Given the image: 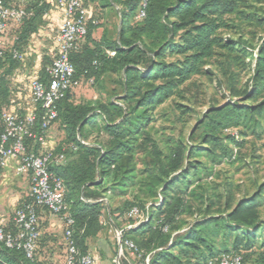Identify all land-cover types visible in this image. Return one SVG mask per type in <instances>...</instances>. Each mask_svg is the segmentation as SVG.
<instances>
[{"label": "trees", "instance_id": "obj_1", "mask_svg": "<svg viewBox=\"0 0 264 264\" xmlns=\"http://www.w3.org/2000/svg\"><path fill=\"white\" fill-rule=\"evenodd\" d=\"M5 1L24 7L28 13L22 23L11 29L17 36L13 46L22 52L37 33L50 3ZM81 1L86 9L89 3L96 2L116 6L122 25L117 38L104 33L96 40L92 30L98 27V21L88 19L87 35L70 55L75 67L74 80L78 83L85 78L101 84L106 75L117 74L120 76L117 84L124 94L115 101L75 104L71 89L56 105L58 115L54 123L58 122L63 129L68 145L65 149H54L55 154L63 153L65 158L51 165L50 171L65 186L76 247L82 254L90 253L88 239L103 229L104 198L121 196L126 199L115 212L133 222L129 227H119L113 221L111 225L122 231L123 240L132 241L141 264H210L211 261L218 264L223 254L240 255L245 264L246 258L257 252H260L258 260L264 263L261 211L264 185L238 202L224 217H204L183 231L179 221L190 210L188 196L195 195L191 187L203 180V175H212L211 168L195 158L221 163L233 155L230 145L241 147L242 141L235 135L220 137L219 133L240 127L255 134L261 128L264 12H258L252 3L260 4L264 0H147L145 6L142 0ZM141 9L144 16L137 19ZM231 15H238L260 30L256 45L243 35L237 39L223 35L224 30L232 28ZM216 56L219 71L229 81L231 95L242 97V102L216 105L199 122L211 148L189 149L184 143L171 142L167 149H159L146 134V128L154 121L155 110L169 99L181 96L182 86ZM47 58L43 57L41 78H45L46 66L51 62ZM19 66L20 61L8 55L0 59V133L4 128L2 112L11 100L10 78ZM246 70L250 71V83L237 89L241 72ZM259 98L262 100L258 101ZM36 113L33 131L39 134L44 110L37 105ZM87 128L97 132L92 143L86 140ZM245 130L239 134L246 136ZM25 141L28 151L39 152L41 145L37 140L27 137ZM143 151L146 158L139 161ZM67 152L71 153L69 159ZM140 164L143 168H139ZM134 207L142 215L139 222L129 214ZM5 230L13 231V224ZM218 237L223 240L220 246L216 244ZM39 245L40 237L34 258L30 259L23 250L0 242V264H47L38 257ZM56 264H66L65 243L63 259Z\"/></svg>", "mask_w": 264, "mask_h": 264}, {"label": "rangeland", "instance_id": "obj_2", "mask_svg": "<svg viewBox=\"0 0 264 264\" xmlns=\"http://www.w3.org/2000/svg\"><path fill=\"white\" fill-rule=\"evenodd\" d=\"M252 5L256 7L258 12H264V3H252ZM93 8L97 9V6ZM250 10L253 11L255 9L251 8ZM111 11L112 14L109 16L112 22L108 32L111 38H117L120 29L119 20L121 18L118 11L113 9ZM106 18L108 17L99 16L98 20L101 21ZM134 21L136 20L132 19V22ZM45 22L46 24L48 23L47 20H43L42 25ZM229 22L232 28L224 30V36L237 39L240 35H243L244 39H247L249 43L253 45L257 44L260 30L250 26L246 20L240 18L238 15H231ZM102 25H104V22L98 23V27ZM45 30V28L42 29L41 36L35 35L32 38L31 47L36 49V46L42 42L44 46L41 47H44L43 49L50 53L54 46L53 31L49 30L45 32ZM99 36L101 35L99 34ZM30 53L31 56L22 62L27 67V70L20 74L23 75L22 81L24 84H29L34 75L31 74V65H33L34 60L37 58L36 53L32 51ZM218 66L217 56L209 59L203 65L202 71L194 75L182 86L181 96L169 99L155 110L153 115L154 121L146 128V134L153 139V142L157 144L159 149H167V145L171 142L184 143L189 149L200 146L211 148V143L207 142L208 140L203 137L204 131L203 128L199 127V122L216 105H223L233 101L242 102V97L231 95L229 81L219 71ZM1 69L0 67V74H2ZM249 75V70L241 72L236 83L237 89H242L250 83H248ZM119 77L117 74H108L104 77L101 84L96 82L91 83L85 78L81 79L73 88V103H88L93 105L98 101H115L124 94L123 89L117 84ZM15 80L16 77L13 76L11 80L12 86L16 85ZM21 89V92L24 93L25 89L23 90V86ZM262 97H264V93ZM260 100L262 98L258 99V101ZM52 127V147L57 146L65 149L68 141L63 129L59 126L58 122L53 123ZM241 130H245V128H231L218 134L220 137L235 135L242 141L241 147L230 145L233 149V155L229 159L223 160L218 164H213L205 157L195 158L208 165L212 170V175L207 177L203 175V180L195 182L191 187L195 195L188 196L187 201L190 210L180 217V224L184 227L180 231L202 220L204 217H224L238 202L254 195L258 187L264 185V118L261 121V128L257 133L253 134L250 130H245L247 132L245 136L239 134ZM86 133L88 135L86 140L90 143L94 142L97 132L87 128ZM191 135L192 139H190ZM223 141L225 142L226 139H223ZM218 153L219 150L217 149ZM70 154L69 152L66 153L67 159L71 157ZM145 158V152L143 151L139 154L138 159L139 161H144ZM139 168H143V165L140 164ZM104 199L101 217L103 229L96 237L89 238L87 241L88 251L94 257V264H141L135 254L124 251V256L121 255L115 235L116 227L115 225H111L113 221L119 227H129L133 222L130 221L128 216L119 217L115 212V209L126 198L107 196ZM261 211L264 217V208ZM139 220V218L135 219L136 222H139ZM222 241L221 237H218L216 240L217 246H220ZM231 241L232 238L229 243ZM259 253L257 252L246 258L245 264H264L261 260H258ZM63 255L61 252L56 260H43L47 264H56L62 261ZM39 256L40 252L38 253Z\"/></svg>", "mask_w": 264, "mask_h": 264}, {"label": "built area", "instance_id": "obj_3", "mask_svg": "<svg viewBox=\"0 0 264 264\" xmlns=\"http://www.w3.org/2000/svg\"><path fill=\"white\" fill-rule=\"evenodd\" d=\"M146 2L147 0H142V6H145ZM56 3L62 8L64 16L55 39L58 52L52 62L46 66L45 78L37 77L30 81V100L33 108L22 116L8 110L2 112L4 128L0 133V170L9 159H17L19 163L16 172L30 173L31 184L26 200L13 214L14 230H5L0 224V242L7 247L23 250L26 257L33 259L40 237L38 211L47 209L64 223L66 264H94L93 256L90 253L82 254L75 245L71 230L73 220L65 201V186L61 178L50 171L51 165L64 160V154H55L53 149L38 153L28 151L25 141L28 137L37 140L41 147L45 146L47 131L58 115L57 102L77 85L74 80L75 67L70 55L87 35V9L83 7L81 0H56ZM27 16L24 7L0 0L1 60L7 55L14 60H23V53L15 49L13 44H7L5 37L11 32L13 25L22 23ZM143 16L144 11L141 9L136 18L141 19ZM37 105L44 110L39 134L33 131L37 119ZM129 214L142 219L141 213L135 207ZM115 235L121 255L124 256V251L131 254L136 252L132 241L123 240L121 230L116 229ZM212 263L211 261L210 264ZM218 264L244 263L240 255L223 254Z\"/></svg>", "mask_w": 264, "mask_h": 264}, {"label": "crops", "instance_id": "obj_4", "mask_svg": "<svg viewBox=\"0 0 264 264\" xmlns=\"http://www.w3.org/2000/svg\"><path fill=\"white\" fill-rule=\"evenodd\" d=\"M50 3V8L44 15L43 20H47L48 23L46 26L41 25L35 35L41 36L43 32L42 29L45 28V32L53 31V49L48 53L45 49H43L44 44L40 42L36 49L31 47V41L28 46L22 51L24 58L27 59L31 56V51L36 53V60H34L33 65H31V74H34L33 78L40 77V72L43 67V57L47 56V59H54L57 55L58 47L56 44V34L63 22V10L60 8L56 0H47ZM97 6V9L93 8ZM118 11L116 6H103L100 2L89 3L87 6V17L88 19H96L98 23L104 22V25L100 27H96L92 30V37L96 40H99L100 37L105 33L108 37H110V33L108 29L111 28L110 14H112L111 10ZM119 13V12H118ZM120 15V14H119ZM99 16L108 17L106 19L98 20ZM121 20V19H120ZM119 20V27L122 25V21ZM43 22V21H42ZM55 33V34H54ZM99 34L101 36H99ZM16 34L14 32H8L6 38V42L9 45L14 44ZM32 40V39H31ZM23 60L20 61V66L18 69L14 71L10 78V88H11V100L9 106H7V110L11 111L17 115H24L28 112L33 105L30 100L31 90L30 83H23V75H20L24 71L27 70V67L22 63ZM50 62V63H51ZM24 69H23V68ZM2 70V69H1ZM2 72V71H1ZM16 77V87L12 86V77ZM31 79V80H32ZM23 86V90L25 92H21V87ZM52 129L49 128L46 135V144L44 147L39 149V152L45 151L49 148L55 149L56 147H52ZM17 159H9L5 166L0 170V224L4 227H9L12 225V218L15 210L26 200L28 190L31 184V176L30 173L18 174L16 172V168L18 166ZM38 222H39V232H40V259L44 260H56L59 257V254L62 252L64 254V223L61 219L56 215L48 211L47 209H39L38 211ZM63 248V249H62Z\"/></svg>", "mask_w": 264, "mask_h": 264}]
</instances>
